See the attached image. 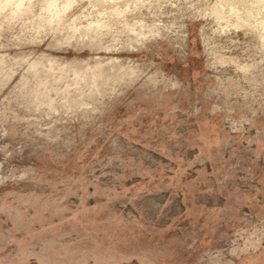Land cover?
Returning <instances> with one entry per match:
<instances>
[{
	"label": "rangeland",
	"instance_id": "rangeland-1",
	"mask_svg": "<svg viewBox=\"0 0 264 264\" xmlns=\"http://www.w3.org/2000/svg\"><path fill=\"white\" fill-rule=\"evenodd\" d=\"M0 264H264V0H0Z\"/></svg>",
	"mask_w": 264,
	"mask_h": 264
},
{
	"label": "bare ground",
	"instance_id": "bare-ground-1",
	"mask_svg": "<svg viewBox=\"0 0 264 264\" xmlns=\"http://www.w3.org/2000/svg\"><path fill=\"white\" fill-rule=\"evenodd\" d=\"M223 1V0H222ZM223 3V2H222ZM223 9V6L221 4L217 5V9H216V12H221Z\"/></svg>",
	"mask_w": 264,
	"mask_h": 264
}]
</instances>
